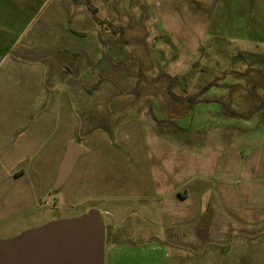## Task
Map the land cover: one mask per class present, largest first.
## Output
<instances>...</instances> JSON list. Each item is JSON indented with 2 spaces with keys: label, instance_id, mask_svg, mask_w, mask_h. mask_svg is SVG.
Wrapping results in <instances>:
<instances>
[{
  "label": "rangeland",
  "instance_id": "1",
  "mask_svg": "<svg viewBox=\"0 0 264 264\" xmlns=\"http://www.w3.org/2000/svg\"><path fill=\"white\" fill-rule=\"evenodd\" d=\"M197 6L0 0V124L54 129L64 139L49 158L57 176L34 184L28 202L20 195L18 207L0 203V242L80 217L103 197L119 199L116 183L139 171L148 180L158 155L199 174L189 186L206 192L207 203L222 201L224 187L230 202L245 206L249 187L264 188V0ZM37 131L27 137L37 139ZM70 143L84 153L76 176L60 182ZM15 144L2 166L3 157L20 156ZM89 165L102 168L100 185H114H88ZM103 218L108 240L111 220Z\"/></svg>",
  "mask_w": 264,
  "mask_h": 264
},
{
  "label": "crops",
  "instance_id": "2",
  "mask_svg": "<svg viewBox=\"0 0 264 264\" xmlns=\"http://www.w3.org/2000/svg\"><path fill=\"white\" fill-rule=\"evenodd\" d=\"M193 1L200 9L202 3L208 2ZM5 56L0 69L4 67L1 63ZM3 116L2 108L0 123ZM25 129L26 125L20 122L14 128L0 124V158L14 142L21 153L18 158L3 157L5 163L3 166L0 163L3 209L18 207L20 195L26 196L28 202L34 184L39 187L51 173L55 176L58 173L49 158L63 147L64 139L54 129L27 128L24 132ZM36 131L42 135L30 140L28 134ZM31 144L38 146L33 152L26 150ZM43 145L46 148L39 149ZM83 153L84 150L75 162L73 176L79 170L76 165ZM156 159L157 165L149 170L148 180L141 171L136 179L129 174L128 180L116 183L122 197L109 195L103 197L102 206H91L102 215L107 213L111 220L104 264H264V188L246 186L247 191L242 194L247 197L245 206L230 202L229 189L224 187L220 189L222 201H213L210 196L207 203L206 192L189 186L199 174L165 165L170 163L166 157L158 155ZM109 167L105 165L104 169L110 172ZM98 169L102 168L89 165L85 170L87 184L92 187L100 185L96 178ZM112 185L111 181L108 186H100L107 189Z\"/></svg>",
  "mask_w": 264,
  "mask_h": 264
},
{
  "label": "water",
  "instance_id": "3",
  "mask_svg": "<svg viewBox=\"0 0 264 264\" xmlns=\"http://www.w3.org/2000/svg\"><path fill=\"white\" fill-rule=\"evenodd\" d=\"M83 149L69 144L58 180L64 182ZM105 221L91 208L80 217L58 220L15 241L0 242V264H104Z\"/></svg>",
  "mask_w": 264,
  "mask_h": 264
},
{
  "label": "flooded vegetation",
  "instance_id": "4",
  "mask_svg": "<svg viewBox=\"0 0 264 264\" xmlns=\"http://www.w3.org/2000/svg\"><path fill=\"white\" fill-rule=\"evenodd\" d=\"M78 158V157H77Z\"/></svg>",
  "mask_w": 264,
  "mask_h": 264
}]
</instances>
